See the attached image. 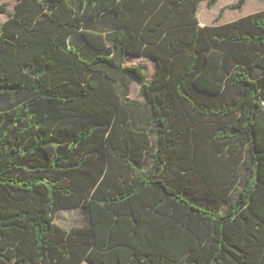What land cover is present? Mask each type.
<instances>
[{
    "label": "trees",
    "instance_id": "obj_1",
    "mask_svg": "<svg viewBox=\"0 0 264 264\" xmlns=\"http://www.w3.org/2000/svg\"><path fill=\"white\" fill-rule=\"evenodd\" d=\"M201 1L217 0L9 10L0 264H264V9L201 26ZM76 208L86 223L56 221Z\"/></svg>",
    "mask_w": 264,
    "mask_h": 264
},
{
    "label": "rangeland",
    "instance_id": "obj_2",
    "mask_svg": "<svg viewBox=\"0 0 264 264\" xmlns=\"http://www.w3.org/2000/svg\"><path fill=\"white\" fill-rule=\"evenodd\" d=\"M17 0H0V6H3L7 8L8 10L2 11L0 10V24L3 23L9 16V10H13L15 8ZM264 6V1L262 0H248L246 5L243 8H236V12H243V11H248V10H254L256 8H261ZM255 11V10H254ZM131 59V58H130ZM129 59V60H130ZM145 62H147V70L149 73L148 79L152 78V72L155 68V65L145 59ZM130 97L133 99H137L139 101L144 100V96L141 94V88L140 85L136 82H132L130 85ZM14 100V99H13ZM6 104V103H4ZM3 104V105H4ZM155 142L153 144V149H155ZM153 164V158L149 155H147L142 162V168L146 173H149L151 166ZM239 189L236 190L235 194L238 192ZM235 201L234 196H229L227 197L226 200H221L215 202L213 205L218 211L224 212L228 207L231 206V204ZM88 220V215L85 213L82 209L76 208V209H64L58 212L56 221L61 224L65 228H70L72 225H77V224H84ZM83 264H88L87 262H84Z\"/></svg>",
    "mask_w": 264,
    "mask_h": 264
},
{
    "label": "crops",
    "instance_id": "obj_3",
    "mask_svg": "<svg viewBox=\"0 0 264 264\" xmlns=\"http://www.w3.org/2000/svg\"><path fill=\"white\" fill-rule=\"evenodd\" d=\"M236 2L237 0H217L212 7H209L207 4V1H201L199 4V8H198V19H199L200 25L204 26V25H211V24H223V23H227L232 20L238 19L249 13L264 9V6H263L261 8L259 7V8L254 9L255 11L248 10V11H243V12L241 11L236 12L235 11L236 8L229 7V5L234 4ZM246 3L240 8H243L246 5ZM145 59L151 61L155 65V68L152 72V77H153L156 71V67H157V63L154 60L147 58L145 56H134V55L128 56L127 60H128V63L135 64L140 61L145 62ZM145 63L147 67V62Z\"/></svg>",
    "mask_w": 264,
    "mask_h": 264
}]
</instances>
